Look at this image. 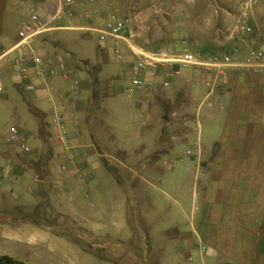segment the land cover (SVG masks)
Listing matches in <instances>:
<instances>
[{"label":"rangeland","instance_id":"374dc122","mask_svg":"<svg viewBox=\"0 0 264 264\" xmlns=\"http://www.w3.org/2000/svg\"><path fill=\"white\" fill-rule=\"evenodd\" d=\"M251 4H254L253 0H99L95 6L105 17L115 15L125 21L131 45L144 51H170L169 42L173 40V45L177 43L178 47L183 45L190 50L222 53L231 51L225 43H217L216 37L236 34L240 32L239 28H251V36L259 42L264 41V26L252 28L238 23L232 28L225 18L221 19L226 11L245 12ZM43 10L42 5L38 11ZM81 22L89 24V20L74 16L62 18L53 25L70 27ZM16 27L2 30L0 47L12 41L18 31ZM190 28H208L205 46L188 39ZM216 28L221 33H216ZM36 43L42 48L50 44L59 47L58 53L71 61L89 63L99 57L97 34L93 32L58 29L40 35ZM112 54V50H102L104 58H112ZM116 66V63H108L103 71L117 69ZM6 69L0 64V79ZM192 71L193 68L180 67L177 78L191 76ZM241 74L242 86L223 78L213 91L203 82L191 81L187 86L182 80L178 84L171 80L169 91L157 89L153 95L156 119L152 121L144 106L138 108L136 94L125 93L130 76L126 72L120 73L112 82L113 95L102 101L106 115L98 116L101 114L99 109L93 111L91 128L96 136L92 135L89 145L95 147L97 140L109 138L112 147L131 148L130 144L140 143L150 150L160 132L163 134L171 122L168 138L173 146L167 151L170 146L162 140L161 149L165 152L158 153L152 161L158 168L155 178L136 179L137 185L148 189L154 202L166 210L162 218L151 216L150 223H144L135 216L142 211L141 201L128 199V220L124 224L112 223L106 214L99 219L84 216L79 220V217L72 218V208L62 209L66 208L63 204L67 199L60 206L49 191L37 201L27 183L16 189L18 184L14 180L8 183L11 186L7 196L17 204L14 205L5 194L0 197V257L7 256L19 264H192L187 261V254L176 258L170 252L156 257L155 247L164 230L172 225V217L176 215L181 219L179 207L186 215L191 209L199 210L201 187L207 177L204 168L207 163L216 162L212 160L213 153H228V149L240 147V139L247 138L250 142L248 152L264 155V73L254 75L242 71ZM11 91L8 94L4 89L0 94V142H4L10 126L22 127L12 112L14 100L22 99L16 89L11 88ZM94 105L93 102L92 107ZM188 136L192 141L186 145L183 141ZM110 157L115 159L113 155ZM105 160L101 158L100 162ZM198 165L201 170H197ZM262 168L264 165H257V169ZM118 179L126 185L130 177L123 174ZM100 181L102 187L112 184L109 177ZM73 189L67 190L66 196L71 197ZM89 209L87 206L86 212ZM58 212L66 213L68 218L58 216ZM74 214L80 216L78 211Z\"/></svg>","mask_w":264,"mask_h":264},{"label":"crops","instance_id":"0c3cea01","mask_svg":"<svg viewBox=\"0 0 264 264\" xmlns=\"http://www.w3.org/2000/svg\"><path fill=\"white\" fill-rule=\"evenodd\" d=\"M49 1L53 3V0H0V33L5 28L17 26L16 28L19 29L22 22L27 20L31 8L41 7L43 4L46 7ZM98 1L88 6L73 7L75 16L80 17L83 11L87 10L93 11V18L89 20V24L84 25L81 22L67 29L93 32L89 29L106 18L96 9L95 5ZM253 2L254 4H251L245 12L226 11L221 19L225 18L232 28L238 23L252 28L264 26V0H253ZM190 29L192 31L187 36L188 39L205 46L203 42L208 28ZM219 32L221 33L219 28H216V33ZM235 33L228 37L218 36L215 40L217 43H225L228 51L237 50L235 58L238 60H245L250 48L257 49L262 46V42L251 35L248 37L241 32ZM243 38H245L244 42H242ZM15 42L16 35L12 41L0 47V54L7 51ZM173 42V40L169 42V52L187 49L183 45L178 47L177 43L173 45ZM35 46L43 50L46 57L59 54V47L55 45L50 44L42 48L35 40ZM97 48L99 57L96 61L83 63L84 60L71 61L65 58L67 74L56 72L45 80L52 88L51 100L48 99V92L45 90H40L37 94L24 93L23 86L16 81L11 68L1 73L3 79L0 81L6 92L10 94L11 88H14L22 99V103L20 100H14L12 112L17 122L22 124V127L18 128L25 136L31 152L25 157L5 142H0V166L8 162L12 163V171L8 176L0 175V197L5 194L10 200L7 194L11 185L8 183L15 180L18 184L15 186L16 189L27 183L32 197L37 201L43 199L44 194L49 191L53 192L60 206L67 199V203L63 204L66 208L62 207V209L72 208L74 213L78 211L80 215L76 216L73 213L72 218L79 217L80 220L88 216L99 219L106 214L115 224H124L128 220V199L140 200L142 211L135 216L148 224L151 216L162 218L166 210L154 202L148 189H142L137 185L136 179L155 178L158 168L152 161L158 153L165 152L161 149L162 140L168 143V147L170 146L167 151L171 150L173 144L170 143L171 138H168L170 136L168 129L172 127V123L167 124L168 129L165 128L163 134L160 132L150 150L140 143L136 146L130 144L131 148L112 147L109 138L97 140V145L92 147L89 145L90 138L92 135L96 136V132L91 128L92 115L94 109H99L101 114L98 116L106 115L102 101L113 95L112 82L122 72L130 76L125 93L136 94L138 108L144 106L152 121L156 119L152 103L154 93L157 89L169 91L172 84L170 81V87L163 88V82L167 80V68L154 67L141 74V78L147 82V87L133 88L134 76L131 66L134 56L127 44L109 39L105 42L98 40ZM104 49L112 50L113 57L104 58L102 55ZM118 55L121 56L120 59ZM111 62L116 63L117 69L109 68L103 71V67ZM179 68L173 67L177 71L176 77L173 78L176 84L181 80L187 86L191 81L203 82L209 86L210 91H213L215 86L219 85L218 81L224 78V81H229L231 84L243 85L242 71L232 72L228 77H223L193 67H183L193 68L194 72L192 71L191 76L177 78ZM246 74L250 73L246 72ZM93 102L94 107H92ZM54 110L62 117L63 135L52 123ZM162 135H164L163 139ZM227 139L232 140L228 137ZM191 141L188 136L183 143L188 145ZM249 144V140L244 138L240 139L239 148H230L225 154L213 153L212 160L217 163H207L204 168L207 177L201 187L199 210L191 209L190 214L186 215L179 207L181 219L176 215L172 217V225L164 230L161 241L158 240L156 244V257H163L172 252L176 258L187 254V261L188 258H192V264H264V168L257 169V165H264V155L250 154L247 149ZM144 151L147 152L146 155ZM112 155L115 159H110ZM101 158L106 160L102 163ZM64 166L67 170L62 171ZM73 169L77 170L76 174L71 173ZM123 174L130 177L126 185L122 179H118ZM103 177H109L112 184L102 187L100 180ZM72 188L74 189L71 197L66 196L67 190ZM151 189L156 190V187L151 186ZM87 206L90 208L88 212H86ZM105 209L106 213H104ZM58 216L68 218L64 212H58ZM199 244L208 247L207 254H200Z\"/></svg>","mask_w":264,"mask_h":264},{"label":"built area","instance_id":"2783aa9c","mask_svg":"<svg viewBox=\"0 0 264 264\" xmlns=\"http://www.w3.org/2000/svg\"><path fill=\"white\" fill-rule=\"evenodd\" d=\"M96 0H53L54 10L49 13L44 6L43 12H39L40 7H33L28 12V18L22 22L16 33V42L5 52L0 54V64L11 68L16 81L23 86L27 94H37L40 90L48 92V99H52V88L45 82L48 77L60 72L67 74L65 57L56 54L53 57H46L43 50L35 46V40L40 35L53 30L67 29L61 25H53L62 18H72L75 16L73 7H83L94 4ZM80 17L91 20L93 14L84 12ZM97 34L100 42L106 40L122 41L129 47L134 56L131 72L134 76L132 80L133 88H146L147 82L141 78V74L149 68L166 67L167 80L163 82V88L170 87V81L176 77L177 71L173 67H193L202 72L214 73L225 76L227 72L246 71L250 74L260 75L264 73V41L259 48H250L245 60L235 58L237 50L222 53H208L206 51H195L183 49L180 52H169L164 50L144 51L131 45L129 41L128 28L125 21L115 15H109L95 27L89 29ZM244 36H250L252 29L249 27L239 28ZM245 38L242 39V42ZM121 56L118 55V59ZM42 86L41 88H38ZM4 91V85L0 81V94ZM52 123L60 133L64 134L62 117L55 110L52 112ZM63 138V137H62ZM6 145L13 147L22 154H30V148L26 143V138L17 125L10 126L4 137ZM188 153V152H187ZM67 170L64 166L62 171ZM201 170L200 165L198 169ZM12 171V163L8 162L0 166V175L7 177ZM72 174L77 170L73 169ZM198 249L201 255L208 252V247L199 244ZM192 258H188L191 262Z\"/></svg>","mask_w":264,"mask_h":264},{"label":"trees","instance_id":"16d2710c","mask_svg":"<svg viewBox=\"0 0 264 264\" xmlns=\"http://www.w3.org/2000/svg\"><path fill=\"white\" fill-rule=\"evenodd\" d=\"M0 264H19L7 256L0 257Z\"/></svg>","mask_w":264,"mask_h":264},{"label":"water","instance_id":"95a60500","mask_svg":"<svg viewBox=\"0 0 264 264\" xmlns=\"http://www.w3.org/2000/svg\"><path fill=\"white\" fill-rule=\"evenodd\" d=\"M46 9H47V11L49 12V13H52L53 12V10H54V4L52 3V2H47L46 3ZM166 118V117H165ZM42 179V178H41Z\"/></svg>","mask_w":264,"mask_h":264}]
</instances>
